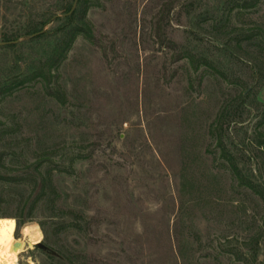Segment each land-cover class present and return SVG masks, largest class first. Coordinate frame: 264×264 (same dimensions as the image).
<instances>
[{
  "label": "rangeland",
  "instance_id": "obj_1",
  "mask_svg": "<svg viewBox=\"0 0 264 264\" xmlns=\"http://www.w3.org/2000/svg\"><path fill=\"white\" fill-rule=\"evenodd\" d=\"M86 1L93 39L0 92V221L35 231L0 264H264V198L218 141L264 189V0ZM72 2L0 0V90Z\"/></svg>",
  "mask_w": 264,
  "mask_h": 264
},
{
  "label": "trees",
  "instance_id": "obj_2",
  "mask_svg": "<svg viewBox=\"0 0 264 264\" xmlns=\"http://www.w3.org/2000/svg\"><path fill=\"white\" fill-rule=\"evenodd\" d=\"M86 0H78L75 9L71 14L69 12L72 10L75 0L71 4H68L66 9L64 10V24L62 25L63 29V39L53 48L50 55L46 58L45 61L41 62L32 72L27 75H16L14 78L5 86H3L0 90L2 93L12 92L14 89L20 88L24 86L26 83L34 80H39L44 82L45 84H49L51 79L54 78L53 70L58 67L60 62L66 58L68 51L71 49V46L76 39L77 36L83 35L85 38L92 40L93 34L90 24L84 19ZM257 0H252L245 4V7H251L255 5ZM83 8V9H82ZM80 16V17H78ZM50 22V20L45 21L43 25H46ZM30 34L35 35L32 40L41 38L44 36V31L41 29L33 28ZM9 47H15V41H10V38H5ZM205 64L210 65L207 61H204ZM52 94V92H49ZM56 94V92H53ZM58 93V92H57ZM219 147L221 150V156L225 161L229 164V167L234 174V176L238 179L239 183L251 188L254 192L259 194L262 198H264V189L261 188V185L257 182H253L252 180L246 178L241 169L239 168L235 156L227 149V147L223 144L222 139H219ZM1 180H8L5 176L0 175ZM42 188L46 187V180L42 179ZM20 221H25V218H20ZM21 223V222H20ZM0 251H2L0 249Z\"/></svg>",
  "mask_w": 264,
  "mask_h": 264
},
{
  "label": "bare ground",
  "instance_id": "obj_3",
  "mask_svg": "<svg viewBox=\"0 0 264 264\" xmlns=\"http://www.w3.org/2000/svg\"><path fill=\"white\" fill-rule=\"evenodd\" d=\"M2 237L0 239L1 248L16 258L25 246V240L35 237L33 229H26L19 238L15 236V221L13 219H3L0 221Z\"/></svg>",
  "mask_w": 264,
  "mask_h": 264
},
{
  "label": "water",
  "instance_id": "obj_4",
  "mask_svg": "<svg viewBox=\"0 0 264 264\" xmlns=\"http://www.w3.org/2000/svg\"><path fill=\"white\" fill-rule=\"evenodd\" d=\"M77 1L78 0H75L74 6H73L72 10L69 12V14H71L73 12V10L75 9ZM32 36H35V35H32ZM0 44H3V43H0Z\"/></svg>",
  "mask_w": 264,
  "mask_h": 264
}]
</instances>
